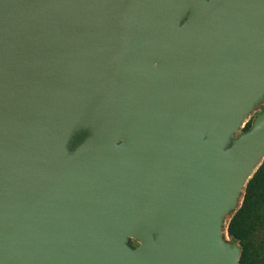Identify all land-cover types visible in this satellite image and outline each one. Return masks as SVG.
Instances as JSON below:
<instances>
[{"label": "water", "instance_id": "obj_1", "mask_svg": "<svg viewBox=\"0 0 264 264\" xmlns=\"http://www.w3.org/2000/svg\"><path fill=\"white\" fill-rule=\"evenodd\" d=\"M263 101L264 0H0V264H239Z\"/></svg>", "mask_w": 264, "mask_h": 264}, {"label": "trees", "instance_id": "obj_2", "mask_svg": "<svg viewBox=\"0 0 264 264\" xmlns=\"http://www.w3.org/2000/svg\"><path fill=\"white\" fill-rule=\"evenodd\" d=\"M227 231L242 247L239 264H264V162L248 182L243 203Z\"/></svg>", "mask_w": 264, "mask_h": 264}, {"label": "rangeland", "instance_id": "obj_3", "mask_svg": "<svg viewBox=\"0 0 264 264\" xmlns=\"http://www.w3.org/2000/svg\"><path fill=\"white\" fill-rule=\"evenodd\" d=\"M264 109V101L247 117V119L245 120V122H244V124H243V126L240 128V130H239V132L237 133V136L238 135H240V134H242V133H244V132H246V131H248L251 127H252V125H253V122H254V119H255V117L260 113V112H262V110ZM264 162V161H263ZM263 162H262V164H263ZM261 164V165H262ZM261 165L257 168V170L261 167ZM257 170L253 173V175L251 176V178L248 180V182L253 178V176L255 175V173L257 172ZM248 182L246 183V185H245V187H244V190H243V192H242V196H241V198H240V202H239V205H238V207H237V209L232 213V214H230L229 216H228V218H227V220H226V223H225V227H224V237H225V239L226 240H228V241H231V242H234L235 240L234 239H232L231 237H230V235L228 234V231H227V226H228V224H229V222H230V220L232 219V217L234 216V214L240 209V207H241V205H242V203H243V198H244V194H245V189H246V187H247V184H248ZM236 243H238V245H240V243L239 242H237V241H235ZM240 247H241V245H240ZM242 248V247H241Z\"/></svg>", "mask_w": 264, "mask_h": 264}, {"label": "flooded vegetation", "instance_id": "obj_4", "mask_svg": "<svg viewBox=\"0 0 264 264\" xmlns=\"http://www.w3.org/2000/svg\"><path fill=\"white\" fill-rule=\"evenodd\" d=\"M83 137H84V135L78 136V137L76 138V141H80Z\"/></svg>", "mask_w": 264, "mask_h": 264}]
</instances>
